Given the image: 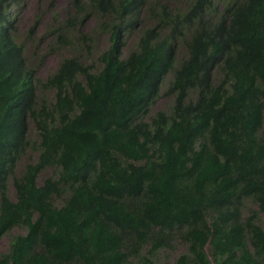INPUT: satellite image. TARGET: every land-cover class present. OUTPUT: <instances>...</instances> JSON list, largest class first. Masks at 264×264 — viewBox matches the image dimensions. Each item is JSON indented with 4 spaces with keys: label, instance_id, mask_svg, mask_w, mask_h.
<instances>
[{
    "label": "trees",
    "instance_id": "obj_1",
    "mask_svg": "<svg viewBox=\"0 0 264 264\" xmlns=\"http://www.w3.org/2000/svg\"><path fill=\"white\" fill-rule=\"evenodd\" d=\"M10 1L0 239L23 233L0 264H264V0H74L52 35L69 54L45 78Z\"/></svg>",
    "mask_w": 264,
    "mask_h": 264
},
{
    "label": "rangeland",
    "instance_id": "obj_2",
    "mask_svg": "<svg viewBox=\"0 0 264 264\" xmlns=\"http://www.w3.org/2000/svg\"><path fill=\"white\" fill-rule=\"evenodd\" d=\"M74 0H11L8 5L3 7V12L6 13L4 19H8V12H12L13 9L17 13L16 22V37L21 44L25 47V57L27 64H34L33 53L38 55H45L43 64L38 68L37 76L45 78L52 74L59 66L62 57L69 54L68 50H60L52 48V35L56 29L63 24L69 17L75 15ZM15 18V15H12ZM12 17V18H13ZM137 36L133 35L128 44L129 49L132 43L136 40ZM106 46L105 40L101 42L100 49ZM125 49L127 52L128 49ZM180 55H184V50L180 49ZM167 105V99L162 98L156 104L157 109H165ZM32 138L35 136V131L32 128ZM38 152L33 149H29L25 154L21 155L14 166V172L17 175L21 174L28 164H35L38 161ZM53 170H43L38 180L41 183L43 179L52 175ZM9 195L11 198H15V190L13 187L12 179L8 182ZM254 206V205H253ZM257 206L255 205L254 208ZM261 224L264 227V215H260ZM23 233V230L14 228L12 232L0 239V254L6 252L9 248L10 237L14 234ZM184 251L182 245H177L175 250L162 251L160 257L173 262L177 256Z\"/></svg>",
    "mask_w": 264,
    "mask_h": 264
}]
</instances>
